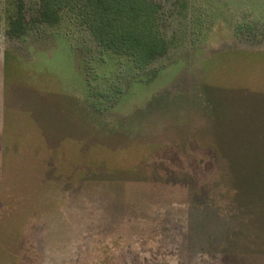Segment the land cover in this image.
I'll use <instances>...</instances> for the list:
<instances>
[{
	"label": "rangeland",
	"instance_id": "rangeland-1",
	"mask_svg": "<svg viewBox=\"0 0 264 264\" xmlns=\"http://www.w3.org/2000/svg\"><path fill=\"white\" fill-rule=\"evenodd\" d=\"M0 0V264H264V0H158L139 71Z\"/></svg>",
	"mask_w": 264,
	"mask_h": 264
},
{
	"label": "trees",
	"instance_id": "trees-1",
	"mask_svg": "<svg viewBox=\"0 0 264 264\" xmlns=\"http://www.w3.org/2000/svg\"><path fill=\"white\" fill-rule=\"evenodd\" d=\"M8 25L10 36L26 35L28 18L23 0ZM34 13L38 25L56 26L66 15L84 27L98 45L111 53L127 56L133 66L146 70L165 56L163 6L158 0H39Z\"/></svg>",
	"mask_w": 264,
	"mask_h": 264
}]
</instances>
